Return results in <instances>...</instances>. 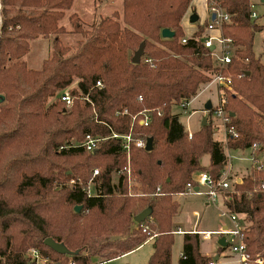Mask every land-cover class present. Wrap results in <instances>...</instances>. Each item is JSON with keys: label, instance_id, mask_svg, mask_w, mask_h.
Instances as JSON below:
<instances>
[{"label": "trees", "instance_id": "16d2710c", "mask_svg": "<svg viewBox=\"0 0 264 264\" xmlns=\"http://www.w3.org/2000/svg\"><path fill=\"white\" fill-rule=\"evenodd\" d=\"M73 1L0 0V264H38L27 257L31 250L51 264H92L93 257L105 262L150 238L147 264H171L173 228L182 213L171 197L196 173L217 179L226 164L210 125L189 139L179 115L170 111L195 98L208 76L219 72L201 41L204 27L183 44L181 20L191 0H122L120 12L87 29L76 15L68 17L80 36L72 48L59 37L66 33L61 21ZM219 3L230 16L222 36L236 49L221 71L231 81L230 90L220 89L226 129L234 131L226 134V146L229 151L255 147L253 164L259 159L263 164L260 170L252 166L251 175L236 180L220 201L242 222L247 264H264V63L253 52L254 35L264 26L251 18L250 0ZM163 30L173 37L162 38ZM37 37L54 38L49 58L36 71L21 58ZM141 43L143 56L133 64L130 54ZM66 90L73 97L70 106L58 98ZM144 112L150 115L147 126L140 124ZM113 134L152 139L149 152L129 145L131 178L144 196L129 197L127 179H113L127 163L123 140ZM86 135L103 139L94 152L70 144ZM204 156H209L206 166ZM94 169L99 171L96 196L88 197L83 188ZM71 180L76 185L68 186ZM146 209L151 215L136 224L133 219ZM191 231L182 234L178 264L213 262L200 253V235ZM120 236L128 239L111 240ZM46 239L67 253L45 246Z\"/></svg>", "mask_w": 264, "mask_h": 264}, {"label": "rangeland", "instance_id": "374dc122", "mask_svg": "<svg viewBox=\"0 0 264 264\" xmlns=\"http://www.w3.org/2000/svg\"><path fill=\"white\" fill-rule=\"evenodd\" d=\"M250 1L252 3V11L258 17L257 23L264 26V4L261 3V0ZM121 3L122 0H74L72 8L64 12L65 17L61 21V25L66 30L65 35L59 37L61 44L63 46H71L72 48H74L77 41L80 39V36L73 32V25L71 22H69L68 17H70L71 15H76L80 21L82 28L87 29L95 20H98L100 17L110 16L112 12L116 10L120 12L122 7ZM1 10L2 7L0 6V30L2 26ZM53 38L54 37H37L34 40L28 41L30 49L28 53L21 58V60L26 64L27 69L36 71L41 69L43 61L50 56V43ZM253 52L257 56H259L261 62L264 63V30L255 33L253 39ZM130 55L132 56L133 53H131ZM213 76L214 75L208 76L210 78L209 81L200 86L196 97L191 100V103L186 110L181 109L178 104L177 106L171 107L170 111L172 114L179 115L180 123L184 126L187 132H192V134L202 127L201 123L203 119H206V125H210V128L214 133L213 139L217 142H220L223 151L226 153L227 157L224 167L227 168L230 166L232 178L241 179L246 176H250L252 173V168L255 167L252 161V151L228 150L226 146V131L222 119L216 114L220 97H222L223 93L218 89V85L213 82ZM74 87L75 84L71 86L69 90ZM207 101L211 102L212 110H214L211 115H209V113L205 112L204 110V105ZM4 129L6 128L3 127L2 130ZM70 144L75 145L77 144V142L75 141V139H71ZM254 154H257V152H255ZM260 161L262 160L259 159V162ZM201 163L205 166L208 165L209 156H204L201 159ZM113 175V179L116 180L118 175H115V172ZM127 182L129 197L144 196L146 194L139 191V186L133 178L127 180ZM69 184L70 183L68 182L67 185L70 186ZM132 187L134 188L132 189ZM201 190L204 189L201 188ZM171 198L172 202L176 203L179 206L178 208L182 211L178 218L175 219L176 227H174L173 230H178V228H180L181 230H193L197 228L201 231H218L223 225H230L228 218L221 215L220 211L226 210H224L220 199L217 200L216 205L205 206V202H203V200H206L205 196L192 197V195H188L186 197H182V203L184 202L185 204L182 207L179 197L173 195ZM182 238L183 236L181 235H173V245L171 248V264H178V260L181 256ZM218 238V236L212 235L211 238L207 241L202 240L203 238L200 236L201 253L210 256L211 259H214L218 254ZM127 239L128 237L125 236L111 238V240H117L120 242H124ZM226 250L227 253H229V249L226 248ZM152 253L153 242H147L140 248L132 251V253L128 255H122L112 261L103 264H147ZM27 257H32V259H34L38 264H45L47 261L51 264L50 260H48L46 257L41 256L38 252L33 250L27 252ZM220 260L221 258L218 260V263ZM99 262L102 261L98 257H93L91 259L92 264H98Z\"/></svg>", "mask_w": 264, "mask_h": 264}, {"label": "built area", "instance_id": "2783aa9c", "mask_svg": "<svg viewBox=\"0 0 264 264\" xmlns=\"http://www.w3.org/2000/svg\"><path fill=\"white\" fill-rule=\"evenodd\" d=\"M206 4L207 11L209 13L210 19L209 22L205 25L203 33L201 34V41L206 48H209L211 51V58L215 64V66L219 69V72L214 74L213 82L218 85V89L227 88L230 90L231 81L229 78L224 76L221 71L226 70L227 65L230 63L232 58L235 54V47L233 42L229 38H224L221 33V27L224 24L230 23V16L220 7L219 0H204ZM214 16V19H212ZM252 19L257 18V15L253 12L251 15ZM217 32V36L211 35L210 33ZM188 40L187 37H183L181 39V43L185 44ZM96 87H102L101 83L98 81L96 82ZM60 101L64 102L67 106H70L73 102V97L70 95L68 91H64L59 95ZM191 101L186 102L182 101L179 103V107L183 110H186ZM221 97L219 101V106L217 108L216 114L222 119L226 134L234 135V131L232 128L226 129V125L229 123V118L226 113L220 108ZM123 115L127 114V111H123ZM135 119V118H133ZM150 120V115L147 112H144L143 119L140 121V124L143 126H147ZM225 133V132H224ZM113 138H121L123 140V150L127 157L126 166L115 172V175L123 176L127 180L131 179V170L129 164V145L134 144L135 147L144 149L146 146V139L138 138L134 140L129 135L126 136H118L113 134ZM192 133L188 132V138L191 139ZM100 137H94L92 135H86L84 140L77 144H71V146H79L85 151L94 152L97 148V145L102 141ZM255 147L252 148L253 151ZM225 157L226 153L223 151ZM253 157V156H252ZM254 159V157H253ZM252 159V161H253ZM255 169L260 170L262 169V162L256 161L254 163ZM99 174L98 169H94L92 172V176L87 182L86 186L83 188V191L88 197L96 196L94 191L96 186V178ZM117 176V177H118ZM236 182V179L232 178L231 176V168L224 167L218 178L214 179L210 174L207 172H199L193 175L191 182L187 183L184 190L180 193L175 194L177 197L187 196V195H198L202 194L205 196L206 201L210 205H216L218 199L224 200L225 193L228 191H232V186ZM70 186L76 185L74 180L69 182ZM78 185H81V182H77ZM203 188L204 191L200 192V189ZM197 189V190H195ZM160 189H157L159 193ZM221 215L228 218L230 222V226L226 229H219L216 232H202L197 233L202 236L204 240H207L212 235H216L218 237H225V241L227 243V247L229 249V254L236 256L239 264H247L248 256L246 254V246L243 242V225L240 219L235 215L231 214L227 211H220ZM181 232L178 231V234ZM196 233V232H194ZM261 264V261H257ZM209 264H216L215 262H210Z\"/></svg>", "mask_w": 264, "mask_h": 264}, {"label": "crops", "instance_id": "0c3cea01", "mask_svg": "<svg viewBox=\"0 0 264 264\" xmlns=\"http://www.w3.org/2000/svg\"><path fill=\"white\" fill-rule=\"evenodd\" d=\"M204 0H191V5L189 7V9L187 10L186 14L184 15V17L182 18L181 20V29H182V32L184 34V37H187V38H191L193 37L196 32L199 30L200 27H205V25L209 22V19H210V16H209V13L207 11V8H206V4L205 2H203ZM204 4V5H203ZM198 6V7H196ZM198 9V10H197ZM113 12H118L117 10L116 11H113ZM112 12V13H113ZM195 15L197 17V20L195 22H191L190 19L191 17ZM200 20V21H199ZM211 35H214V36H217V32H213V33H210ZM192 133V132H191ZM225 135V134H224ZM236 180H239V179H236ZM204 190H201L200 189V192H203ZM188 196V195H187ZM193 196H204L202 194H198V195H192ZM182 197H186V196H182ZM182 197H180V203L182 204V207L185 205L184 202L182 203ZM203 202H205V206H210V204L207 203L206 200H203ZM230 225H223L220 229H223V228H227L229 227ZM178 231L181 232L180 234H178ZM194 232L197 233H202V232H216V231H209V230H205V231H197V228L193 229L190 233H193ZM174 234L176 235H181L184 234V230H181L180 228H178V230H175V232H173ZM201 236V235H200ZM202 237V236H201ZM211 238V236H210ZM209 238V239H210ZM221 237L218 238V240L220 239ZM207 239V241L209 240ZM204 240V239H202ZM217 240V241H218ZM152 238H150L149 240H147L145 243L147 242H152ZM144 243V244H145ZM218 245V244H217ZM142 246V245H141ZM140 246V247H141ZM139 247V248H140ZM138 249V248H137ZM132 252H129L125 255H128ZM201 253V251H200ZM203 256H206V257H210L208 255H205L203 253H201ZM181 257V256H180ZM217 261H216V264L218 263V260L221 258V260L219 261V263L221 264H239L238 263V260H237V257L236 256H233V255H230L229 253H227V250L225 248L224 251H219V246H218V254H217ZM114 260V259H113ZM112 261V260H110ZM106 262H109V261H105V262H99L98 264H103V263H106ZM213 262L214 259H213ZM218 263V264H219Z\"/></svg>", "mask_w": 264, "mask_h": 264}, {"label": "water", "instance_id": "95a60500", "mask_svg": "<svg viewBox=\"0 0 264 264\" xmlns=\"http://www.w3.org/2000/svg\"><path fill=\"white\" fill-rule=\"evenodd\" d=\"M261 3L264 4V0H261ZM212 19H214V16H212ZM197 20V17L195 15H193L190 19L191 22H195ZM161 37L162 38H172L173 37V33L170 32L169 30H163L161 32ZM144 53V43H141L138 47V49L136 51H134L132 58H131V63L133 64H138L141 60V57L143 56ZM212 109V104L210 101H207L204 105V110L205 112H209ZM206 125V119H203L201 126H205ZM153 148L152 146V139L148 138L146 139V146L144 148V150L146 152L151 151ZM197 190V189H195ZM81 210V206L78 207H74V211L76 213H78ZM151 215V209H146L144 211H142L141 213H139L133 220L136 224H140L142 222L145 221V219H147L149 216ZM225 229V228H223ZM217 244L219 247L222 248H226L227 247V243L225 241V237H221L218 241ZM44 245L49 247L50 249H52L53 251L60 253V254H65L67 253L66 249L60 245L55 243L53 240L51 239H46L44 241ZM214 261H217V257L214 258Z\"/></svg>", "mask_w": 264, "mask_h": 264}]
</instances>
